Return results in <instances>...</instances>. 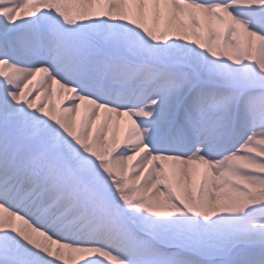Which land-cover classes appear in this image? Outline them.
Instances as JSON below:
<instances>
[{
	"label": "snow or ice",
	"instance_id": "6c2138e0",
	"mask_svg": "<svg viewBox=\"0 0 264 264\" xmlns=\"http://www.w3.org/2000/svg\"><path fill=\"white\" fill-rule=\"evenodd\" d=\"M0 264H264V0H0Z\"/></svg>",
	"mask_w": 264,
	"mask_h": 264
},
{
	"label": "bare ground",
	"instance_id": "6f19581e",
	"mask_svg": "<svg viewBox=\"0 0 264 264\" xmlns=\"http://www.w3.org/2000/svg\"><path fill=\"white\" fill-rule=\"evenodd\" d=\"M71 7V6H70ZM145 23L151 25V21L149 19H146L145 20ZM51 100L52 102L59 106L60 105V102H61V93L59 92L58 90V86H53V93L51 95ZM112 119H115V117H112ZM126 119V118H125ZM117 139H119V133L117 134ZM131 163V162H129Z\"/></svg>",
	"mask_w": 264,
	"mask_h": 264
}]
</instances>
